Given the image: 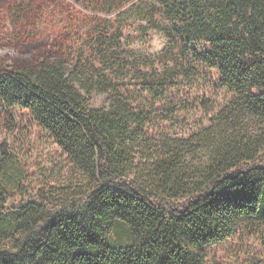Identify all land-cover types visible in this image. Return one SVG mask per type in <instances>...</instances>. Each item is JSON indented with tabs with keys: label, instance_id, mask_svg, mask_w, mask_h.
Segmentation results:
<instances>
[{
	"label": "trees",
	"instance_id": "16d2710c",
	"mask_svg": "<svg viewBox=\"0 0 264 264\" xmlns=\"http://www.w3.org/2000/svg\"><path fill=\"white\" fill-rule=\"evenodd\" d=\"M164 5L187 42L182 77L219 75L189 132L169 96L176 68L144 70L153 56L108 30V18L93 20L81 46L0 62V102L30 110L65 162L29 198L4 151L0 264H208L209 245L264 229V0ZM94 93L106 95L101 106Z\"/></svg>",
	"mask_w": 264,
	"mask_h": 264
},
{
	"label": "rangeland",
	"instance_id": "374dc122",
	"mask_svg": "<svg viewBox=\"0 0 264 264\" xmlns=\"http://www.w3.org/2000/svg\"><path fill=\"white\" fill-rule=\"evenodd\" d=\"M165 1L112 0L111 5L101 7L91 0H0V62L32 60L65 43L81 46L90 38L93 20L108 18L112 24L108 30L121 31L131 49L153 56L144 70L154 76V69L161 73L166 66L176 68L180 82L169 89V96L179 103L178 130L189 132L204 117L199 103L204 94L214 93L211 77L219 80V75L212 68L182 77V64L186 66L189 58L184 50L187 42L172 30ZM141 24L147 26L146 31ZM105 98V94L94 93L92 105L101 106ZM6 150L23 170L29 198H37L46 180L65 164L62 150L30 110L18 105L7 108L0 102V159ZM20 200L15 194L8 206L18 205ZM207 251L208 264H264V229L251 232L243 227L227 240L209 245Z\"/></svg>",
	"mask_w": 264,
	"mask_h": 264
}]
</instances>
